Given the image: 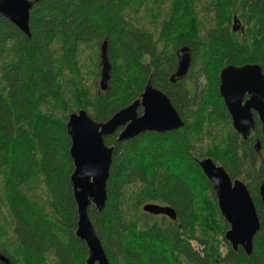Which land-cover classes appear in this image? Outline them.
I'll return each instance as SVG.
<instances>
[{
    "label": "trees",
    "instance_id": "1",
    "mask_svg": "<svg viewBox=\"0 0 264 264\" xmlns=\"http://www.w3.org/2000/svg\"><path fill=\"white\" fill-rule=\"evenodd\" d=\"M31 1L30 38L0 15V256L10 264H86L87 246L75 235L68 118L85 110L106 122L151 81L184 126L106 138L114 147L106 207L99 214L91 206L88 216L110 264H264L263 167L249 177L255 140L264 138L258 125L244 141L219 94L227 66L257 64L264 74V0ZM105 42L111 73L102 92ZM185 47L189 72L172 85ZM207 158L249 187L262 223L251 257L224 239L229 225L199 166ZM149 204L172 208L179 222L150 221Z\"/></svg>",
    "mask_w": 264,
    "mask_h": 264
},
{
    "label": "water",
    "instance_id": "2",
    "mask_svg": "<svg viewBox=\"0 0 264 264\" xmlns=\"http://www.w3.org/2000/svg\"><path fill=\"white\" fill-rule=\"evenodd\" d=\"M33 6L34 2L31 0H0V15L30 38V12ZM240 29V24L235 22L234 31ZM107 51L105 42L101 49L102 92L107 91L110 81L111 64ZM190 66V50L185 47L179 53L178 68L170 81L175 83L177 79L185 77ZM219 94L229 111L237 134L243 139L248 138L255 128L251 114V111L255 110L259 114L264 137V75L259 65L225 67L219 77ZM245 95H249L250 99L243 105ZM139 111H142V114H139ZM183 126L184 122L170 99L156 89L151 81L146 83L137 100L106 122L94 121L85 110L69 116L66 131L71 141L69 154L74 165L71 184L78 214L75 235L87 246L86 264H110L88 216L91 206L99 214L106 207L107 183L114 153V147L106 144V138L117 135V140L124 142L145 133L165 134L177 131ZM257 146L259 148V144ZM199 166L211 184L221 216L229 225L225 240L235 253L242 249L251 257L254 239L260 232L262 223L246 185L238 180L232 181L226 170L217 166L211 158L203 159ZM259 195L264 211V180ZM143 211L151 215H164L171 220L177 219L175 211L169 207L149 204L143 207ZM0 261L10 264L3 256H0Z\"/></svg>",
    "mask_w": 264,
    "mask_h": 264
},
{
    "label": "flooded vegetation",
    "instance_id": "3",
    "mask_svg": "<svg viewBox=\"0 0 264 264\" xmlns=\"http://www.w3.org/2000/svg\"><path fill=\"white\" fill-rule=\"evenodd\" d=\"M241 29H242V27H241ZM241 29H240V31H241ZM239 31V32H240ZM238 32V31H237ZM247 65V64H246ZM253 65H257V64H253ZM260 66V65H259ZM111 73V72H110ZM263 73V72H262ZM264 75V74H263ZM101 80V79H100ZM171 80V79H170ZM169 80V81H170ZM192 83V82H191ZM170 84H172V85H175L176 84V82L175 83H172L171 81H170ZM189 86V90H191V91H194L195 89H196V86H195V84L193 83V84H189L188 85ZM164 93V92H163ZM250 99V96L249 95H245V97H244V101H243V105H245V103L248 101ZM222 100H223V98H222ZM223 102H224V100H223ZM224 105H225V103H224ZM225 107H226V105H225ZM226 110H227V112H228V114H229V111H228V109H227V107H226ZM178 113V112H177ZM139 114H142V111H139ZM251 114L253 115V118H254V123H255V128L251 131V134L248 136V138L247 139H243V137L241 136V135H239L244 141H247V140H249L250 138H252L253 136H254V134H255V130H256V128H257V126L258 125H260V127H261V131H262V137H263V130H262V124H261V122H260V118H259V114H258V112L257 111H255V110H252L251 111ZM179 115V114H178ZM230 115V114H229ZM180 116V115H179ZM181 117V116H180ZM231 117V116H230ZM182 119V118H181ZM183 120V119H182ZM231 121H232V119H231ZM184 122V121H183ZM232 127H233V123H232ZM234 129V128H233ZM236 132V131H235ZM264 138V137H263ZM259 144V148H258V145ZM253 148H254V150H255V152H256V156H257V160H256V163H255V167H256V169H257V171L256 172H254V173H250L249 174V177L250 178H253V179H255L257 176H260V174H261V169H262V167H263V169H264V166H263V164H264V144H262L260 141H258V140H255V143H254V146H253ZM216 164V163H215ZM217 165V164H216ZM217 166H219V165H217ZM219 167H221V166H219ZM228 175H229V173H227ZM230 176V175H229ZM230 178H231V176H230ZM231 180L232 181H241L243 184H245L246 185V187H247V189H248V191H249V194H250V196H251V198H252V195H251V193H250V190H249V187H248V185H247V183L245 182V181H243L242 179H239V178H236V179H232L231 178ZM263 180H264V178H263ZM263 180H262V182H263ZM262 182L260 183V185H259V189H260V186H261V184H262ZM213 190V189H212ZM215 195V194H214ZM215 198H216V196H215ZM253 199V198H252ZM216 202H217V199H216ZM253 202H254V200H253ZM218 204V203H217ZM255 204V203H254ZM255 206H256V204H255ZM220 212V211H219ZM176 214H177V212H176ZM146 215H149V216H151V214H148V213H146ZM161 216H163L164 218H166V219H168L169 221H171V222H179V219H178V214H177V219L176 220H171L169 217H167V216H164V215H161ZM194 244L196 245V242H194L193 243V247H195L194 246Z\"/></svg>",
    "mask_w": 264,
    "mask_h": 264
},
{
    "label": "rangeland",
    "instance_id": "4",
    "mask_svg": "<svg viewBox=\"0 0 264 264\" xmlns=\"http://www.w3.org/2000/svg\"><path fill=\"white\" fill-rule=\"evenodd\" d=\"M234 23V22H233ZM263 166H264V164H263ZM259 211V210H258ZM142 213H144L143 211H142ZM151 217V218H150ZM162 217L163 216H161V215H151V216H149V218H150V221H152V220H159V219H162ZM224 239H225V235H224ZM220 240V239H219ZM226 241V240H225ZM227 242V241H226ZM228 243V242H227ZM194 246L196 247V245L194 244ZM226 253V249H225V247H222L221 248V254L222 255H224Z\"/></svg>",
    "mask_w": 264,
    "mask_h": 264
}]
</instances>
